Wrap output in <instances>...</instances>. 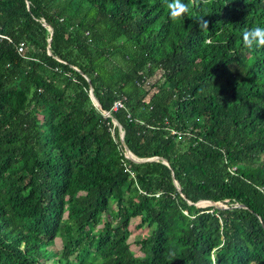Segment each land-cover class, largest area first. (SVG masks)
<instances>
[{
	"label": "trees",
	"instance_id": "1",
	"mask_svg": "<svg viewBox=\"0 0 264 264\" xmlns=\"http://www.w3.org/2000/svg\"><path fill=\"white\" fill-rule=\"evenodd\" d=\"M185 2L0 0V264H264V0Z\"/></svg>",
	"mask_w": 264,
	"mask_h": 264
},
{
	"label": "clouds",
	"instance_id": "2",
	"mask_svg": "<svg viewBox=\"0 0 264 264\" xmlns=\"http://www.w3.org/2000/svg\"><path fill=\"white\" fill-rule=\"evenodd\" d=\"M198 0H192V5L196 6ZM206 4L208 0H203ZM167 11L169 19L178 21L182 19L189 11V4L185 0H167ZM199 27L207 28L208 21L204 16L195 18ZM242 45L247 49L264 47V27L256 26L254 28L245 29L241 34Z\"/></svg>",
	"mask_w": 264,
	"mask_h": 264
},
{
	"label": "water",
	"instance_id": "3",
	"mask_svg": "<svg viewBox=\"0 0 264 264\" xmlns=\"http://www.w3.org/2000/svg\"><path fill=\"white\" fill-rule=\"evenodd\" d=\"M48 42H49V38L47 40V45H46V53L47 54H50V51H49V45H48ZM87 83H88V97L91 101V103L103 114L105 115H108V112L106 111H103L100 109V105L98 103V101L96 100V98L94 97L93 93H92V88L89 84V81L88 79H86ZM112 122L114 125H116L118 128H119V125L117 124V122L115 120L112 119ZM119 141L120 143L123 145V141H122V134L119 135ZM124 146V145H123ZM125 149V154H126V157L128 158H131V156L129 155V152L128 150L124 147ZM153 159H156V158H153ZM145 160H150V158H147ZM161 162L165 165H167V162L165 160H161ZM168 166V165H167ZM171 177H172V181H173V184L176 186V188L179 190V186H178V183L174 177V175L171 173ZM188 203H192L194 204L195 206H198V207H202V206H213V207H216V208H226L227 206L222 204L220 201H211V200H197V201H189V200H186ZM240 205V204H239ZM242 206V205H240Z\"/></svg>",
	"mask_w": 264,
	"mask_h": 264
},
{
	"label": "rangeland",
	"instance_id": "4",
	"mask_svg": "<svg viewBox=\"0 0 264 264\" xmlns=\"http://www.w3.org/2000/svg\"><path fill=\"white\" fill-rule=\"evenodd\" d=\"M136 222V219L132 220L129 224L130 233L127 238L128 242L130 243V248L134 251L135 255H138V251L136 250V246L133 244L134 241L138 240L139 238L145 236L147 234V229L145 227H140L138 229H133V224ZM53 250L60 249V240L56 239L52 246Z\"/></svg>",
	"mask_w": 264,
	"mask_h": 264
},
{
	"label": "built area",
	"instance_id": "5",
	"mask_svg": "<svg viewBox=\"0 0 264 264\" xmlns=\"http://www.w3.org/2000/svg\"><path fill=\"white\" fill-rule=\"evenodd\" d=\"M16 50L17 52H21L22 51V45L21 43H19L16 47ZM122 106V103L120 102V100H116L112 103V106H111V109L112 110H115L116 108L118 107H121Z\"/></svg>",
	"mask_w": 264,
	"mask_h": 264
}]
</instances>
